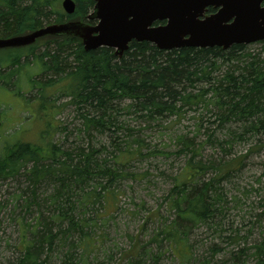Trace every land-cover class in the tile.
I'll list each match as a JSON object with an SVG mask.
<instances>
[{
    "label": "trees",
    "instance_id": "16d2710c",
    "mask_svg": "<svg viewBox=\"0 0 264 264\" xmlns=\"http://www.w3.org/2000/svg\"><path fill=\"white\" fill-rule=\"evenodd\" d=\"M56 1L58 0H0V39L25 35L43 27L48 24L43 21L47 14L54 16L53 24L87 22V16L94 5L93 0H72L75 3V13L73 16H66L61 7L56 9L53 6ZM213 12L212 9L208 10V13ZM39 41L60 47L75 43V48L69 49L65 53L67 56H58L59 52L53 56L50 53H43L45 55L41 54L40 57L29 55L36 45L0 51V77L8 73L15 75V68L23 64L22 59L30 56L43 71L48 66L55 71L59 68L58 73H64L65 76L58 81L48 83L49 85L30 81L36 89L34 99L39 102L38 110L45 111L41 113L43 117H47L55 108H48L44 104L45 88L70 80L68 85L61 87L62 93L72 100L76 109L80 110L84 105L86 113H80L79 116L87 132L93 130L101 134H117L115 131L125 128L119 120L121 111L128 117L134 115L137 119H150L166 114L178 116L185 106L191 108L203 104L205 108L211 105L217 111L221 125L235 123L239 126L242 134L233 136L232 139L236 137L243 141V135L256 137L264 134V60L252 59L246 66L228 69L220 79L212 77V73L218 68L217 62L235 60L237 53L244 49L243 45H233L226 51L219 48H183L165 52L146 42H133L128 51L118 58L108 48L85 52L80 41L75 38L45 37ZM262 44L264 46V42ZM47 56L50 57L49 60L44 59ZM3 69L8 70V73L1 74ZM196 90L199 93L193 94ZM203 93H211L210 100L207 101ZM47 129H50L49 124ZM188 140L182 137L178 139L181 149L185 148L191 156L182 174L174 178L173 186L165 197L170 218L152 235L147 247H131L128 264L152 263L157 253L173 255L178 264H194L196 260L191 253L189 227L212 223L221 214V199L214 181L225 176L220 174L225 165L219 163L215 168L196 160L199 147L195 148ZM119 146L120 144L116 146V151H125ZM76 150L71 155L55 143H49L45 149L17 144L4 162H0V178L14 171L18 173L20 168H15L27 157L33 162L27 177L31 183L54 175L56 184L55 193L50 200V204L54 205L53 209L55 208L53 214L43 218L41 222L37 219L31 226L34 230L31 232L32 237L25 236V249L14 264H50L47 257L49 253L44 259L40 256L45 250L52 251L57 247L62 251L61 263L58 264H84L91 255V250L99 244L100 241L93 233L98 225L82 216V208L91 202H104V195L109 190L100 183L105 180L112 183L123 177L95 157L96 154H101L103 148L100 153L93 148L87 151L81 148ZM45 160L48 161L47 164H43ZM4 163L8 166H4ZM117 164L122 165L121 162H116ZM213 169L214 177L204 181L205 174ZM100 180L102 181L99 182ZM91 182L95 183L89 190L74 194L73 190L77 189L76 192H79V189L82 190L83 186H88ZM70 235L77 236L76 244L74 241L69 242ZM76 249L81 251L77 259L74 258L76 251L72 253ZM252 249L254 264H264V239ZM229 260L230 264H246L239 253L231 255ZM220 264L227 263L222 260Z\"/></svg>",
    "mask_w": 264,
    "mask_h": 264
},
{
    "label": "rangeland",
    "instance_id": "374dc122",
    "mask_svg": "<svg viewBox=\"0 0 264 264\" xmlns=\"http://www.w3.org/2000/svg\"><path fill=\"white\" fill-rule=\"evenodd\" d=\"M60 1L53 2L56 9L60 8ZM53 20L54 16L47 14L43 21L48 24L44 26L53 24ZM46 42L40 41L29 55L40 57L50 53L53 56L59 52L58 56H64L69 49L75 48V43L60 47ZM252 59L264 60L262 42L244 46L235 60L217 62L218 68L212 77L220 79L228 69L246 66ZM22 60L23 64L15 68V75H8L6 69L1 72L8 74L0 77V162H4L17 144L45 149L49 143H55L71 155L77 148L86 151L93 148L97 153L103 148L95 157L123 177L112 183L108 180L100 183L109 190L104 202H91L82 208V216L98 225L93 233L100 241L84 264H128L131 247H147L152 235L170 218L165 197L191 156L185 148L181 149L178 141L181 137L189 139L195 148L199 147L196 160L215 168L219 163L225 165L220 173L225 176L214 181L221 199V214L212 223L190 226L188 230L194 264H220L222 260L230 264L231 255L237 253L246 264H254L252 247L264 239V134L243 135V141L232 139L242 134L239 126L235 123L221 125L217 111L203 104L185 106L178 116L166 114L150 119L128 117L121 111L119 120L125 128L115 131L117 134L87 132L79 116L86 113L84 105L76 109L72 100L62 93L61 87L68 85L70 80L45 88L43 102L48 108H55L43 117L41 113L45 111L38 110L39 102L34 99L36 89L30 80L49 85L65 75L58 73L59 68L55 71L49 66L43 71L32 56ZM197 93L198 90L193 92ZM204 98L210 100L211 93L204 94ZM119 144V148L125 150L123 154L115 150ZM115 161L122 165H116ZM43 162L48 163L47 160ZM32 167L33 162L26 157L15 168H20L18 173L14 171L0 178V264H14L25 249L26 237H32L31 226L37 219L41 222L50 217L55 209L50 204L56 187L54 175L31 183L27 177ZM214 170L205 174L204 181L214 177ZM93 183L83 186L79 192L73 190L74 194L89 190ZM69 239L75 244L78 240L76 235H70ZM72 253L77 259L81 251L76 249ZM46 256L50 264H58L62 251L59 247L45 250L40 258ZM172 256L157 253L154 262L147 264H178Z\"/></svg>",
    "mask_w": 264,
    "mask_h": 264
},
{
    "label": "water",
    "instance_id": "95a60500",
    "mask_svg": "<svg viewBox=\"0 0 264 264\" xmlns=\"http://www.w3.org/2000/svg\"><path fill=\"white\" fill-rule=\"evenodd\" d=\"M95 25L52 24L25 35L0 39V50L33 45L45 37L80 40L85 52L108 48L121 58L131 42L169 52L183 48L228 50L264 41V0H93ZM61 7L72 15L75 4ZM214 13L206 15L208 9ZM163 22L162 25H154ZM1 125V121H0Z\"/></svg>",
    "mask_w": 264,
    "mask_h": 264
}]
</instances>
